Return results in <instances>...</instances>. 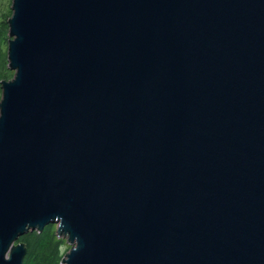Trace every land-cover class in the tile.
<instances>
[{
	"label": "water",
	"instance_id": "95a60500",
	"mask_svg": "<svg viewBox=\"0 0 264 264\" xmlns=\"http://www.w3.org/2000/svg\"><path fill=\"white\" fill-rule=\"evenodd\" d=\"M0 264H264V0H12Z\"/></svg>",
	"mask_w": 264,
	"mask_h": 264
},
{
	"label": "trees",
	"instance_id": "16d2710c",
	"mask_svg": "<svg viewBox=\"0 0 264 264\" xmlns=\"http://www.w3.org/2000/svg\"><path fill=\"white\" fill-rule=\"evenodd\" d=\"M1 5L2 0H0V81L12 77V73L8 69L7 49L4 50L5 46L8 47V19L12 15V10L9 3L4 9L1 8ZM19 241L25 242L27 246L23 264H61V259L66 252L62 247L65 240L58 236L55 224L46 225L41 232L29 231L21 235Z\"/></svg>",
	"mask_w": 264,
	"mask_h": 264
},
{
	"label": "rangeland",
	"instance_id": "374dc122",
	"mask_svg": "<svg viewBox=\"0 0 264 264\" xmlns=\"http://www.w3.org/2000/svg\"><path fill=\"white\" fill-rule=\"evenodd\" d=\"M8 3L10 4V7H11V5H12V4H11V3H12V0H4V1L2 0L1 8L4 9ZM11 10H12V9H11ZM6 49H7V46L4 47V50H6ZM10 71H11V73H12V77H13L14 74H15V71H14V70H11V69H10ZM12 77H11V78H12ZM11 78H10V79H11ZM1 94H2V90H1V86H0V99H1V96H2ZM55 225H56V227H57V224H55ZM63 238H64V240H65V244H64V246H62V247H63V250L67 252V251H69V249H70L71 247H70V244L67 242V239H66L65 237H63ZM66 252H65V253H66Z\"/></svg>",
	"mask_w": 264,
	"mask_h": 264
}]
</instances>
